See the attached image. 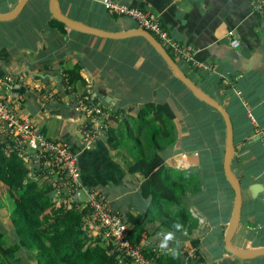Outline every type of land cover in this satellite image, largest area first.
<instances>
[{
    "label": "crops",
    "instance_id": "0c3cea01",
    "mask_svg": "<svg viewBox=\"0 0 264 264\" xmlns=\"http://www.w3.org/2000/svg\"><path fill=\"white\" fill-rule=\"evenodd\" d=\"M118 1L154 12L172 38L194 50L197 65L174 58L177 65L198 92L225 106L233 126L230 169L241 205L230 242L245 251L264 248V144L257 135L258 128L264 129V15L254 11L252 0ZM18 2L0 0V16L14 12ZM54 7L80 25L110 32L139 28L132 18L110 12L101 0H55ZM76 66L82 80L68 88L64 72ZM8 75L21 78L9 87L17 110L27 113L44 135L65 141L77 153L82 184L98 186L125 218L145 213L141 239L154 264H264V255L242 259L225 248L234 209V193L223 172L225 128L218 165L203 170L204 187L184 207L196 219L195 226L150 218L148 201L138 191L140 177L128 171L131 157L124 149L112 150L107 136L84 146L80 126L86 117L74 110V93L88 90L110 114L123 108L134 117L144 102H167L175 114L177 142L165 151L166 164L176 170L200 164L197 145L182 141L191 132L188 118L203 101L174 76L145 37L75 30L52 16L49 0H27L15 17L0 20V86ZM94 231L92 226L93 237Z\"/></svg>",
    "mask_w": 264,
    "mask_h": 264
},
{
    "label": "trees",
    "instance_id": "16d2710c",
    "mask_svg": "<svg viewBox=\"0 0 264 264\" xmlns=\"http://www.w3.org/2000/svg\"><path fill=\"white\" fill-rule=\"evenodd\" d=\"M65 79L72 87L81 81L79 68L65 70ZM200 104L204 107L201 105L188 118L191 132L182 142L197 145L201 161L185 170H176L165 161V151L177 142L175 114L167 102H144L137 107L135 117L123 108H115L110 114L112 125L107 142L112 150L124 149L131 157L128 171L140 177L138 191L148 201L146 210L151 219L163 216L166 221H174L175 226L182 227L187 222L196 225V219L184 207L204 187L203 170L218 165L216 158L224 151L225 135L220 113L204 102ZM206 108H212L217 115ZM6 145L0 139V183L5 190V201L0 195V207L9 210L16 241L8 244L0 228V264H26L23 255L32 256L35 264H122L116 250L83 228L91 214L89 207L56 205L51 177L38 171L37 166H28ZM144 216L145 213L125 218L131 225V242L141 240L146 229ZM145 255L149 258V253Z\"/></svg>",
    "mask_w": 264,
    "mask_h": 264
},
{
    "label": "built area",
    "instance_id": "2783aa9c",
    "mask_svg": "<svg viewBox=\"0 0 264 264\" xmlns=\"http://www.w3.org/2000/svg\"><path fill=\"white\" fill-rule=\"evenodd\" d=\"M113 14L125 15L135 20L139 29L150 32L170 53L191 65H197L194 50L178 43L164 28L159 16L150 10L127 5L118 0H101ZM256 13L264 14V0H252ZM231 34V33H230ZM236 41L234 46H237ZM21 79L8 75L0 86V139L8 149L15 150L28 166H37L45 176H50L53 185V199L56 205L67 207L87 206L91 210L83 228L104 240L119 254L122 264H154L145 255V241L134 243L129 239V227L125 217L112 209L106 194L96 185L84 186L80 179L78 155L69 145L58 139L44 135L33 119L25 112L18 111V103H12L9 87ZM65 85L69 88L65 79ZM74 110L84 114L86 120L80 126V136L86 148L91 147L99 138L106 137L110 127V113L98 104L90 91L73 95ZM257 135L264 144V129L258 128ZM86 195V201L76 198L78 191Z\"/></svg>",
    "mask_w": 264,
    "mask_h": 264
},
{
    "label": "water",
    "instance_id": "95a60500",
    "mask_svg": "<svg viewBox=\"0 0 264 264\" xmlns=\"http://www.w3.org/2000/svg\"><path fill=\"white\" fill-rule=\"evenodd\" d=\"M27 0H19L16 9L14 12H12L9 15L6 16H0V20H7L15 17L23 8L24 4ZM54 1L55 0H49V10L52 14V16L59 21L63 22L65 25H67L70 28H73L75 30L87 32L90 34L102 36V37H127V36H143L145 37L155 48V50L158 52V54L164 59L166 64L169 66L171 71L173 72L174 76L177 77L199 100L203 101L207 105L213 107L216 109L220 115L223 118L224 124H225V143L227 147V153L223 160V172L225 175V178L227 182L229 183L231 189L234 193V209H233V215L231 217L229 226L227 228L225 237H224V243L226 250L233 254L234 256L242 259H249V258H255L261 255H264V248H258L254 251H245L235 248L231 242V236L236 230V227L239 223V216H240V205H241V191L238 182L236 181L231 169H230V163L233 153V126L231 119L226 111V108L213 99L210 96L203 95L200 92H198L196 85L188 76L179 68L177 65L175 59L170 55V53L164 48V46L147 30L144 29H134L129 30L125 32H110L101 30L98 28H94L92 26H86V25H80L74 23L70 18H68L66 15H64L60 10L56 9L54 7ZM232 57L237 58V54L234 52L232 54ZM238 69H233L231 72V76H234ZM76 198L80 202L86 201V195L85 193L80 190L76 194Z\"/></svg>",
    "mask_w": 264,
    "mask_h": 264
},
{
    "label": "rangeland",
    "instance_id": "374dc122",
    "mask_svg": "<svg viewBox=\"0 0 264 264\" xmlns=\"http://www.w3.org/2000/svg\"><path fill=\"white\" fill-rule=\"evenodd\" d=\"M4 191V187L0 183V195H2V199L5 201ZM0 228L5 232L6 242L8 244H12L16 241L14 229L9 219V210L7 207H0ZM19 253L21 254L23 252L20 251ZM23 258L26 261V264H35V261L33 260L32 256L23 255Z\"/></svg>",
    "mask_w": 264,
    "mask_h": 264
}]
</instances>
